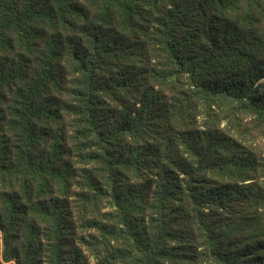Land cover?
Returning a JSON list of instances; mask_svg holds the SVG:
<instances>
[{
    "label": "trees",
    "instance_id": "obj_1",
    "mask_svg": "<svg viewBox=\"0 0 264 264\" xmlns=\"http://www.w3.org/2000/svg\"><path fill=\"white\" fill-rule=\"evenodd\" d=\"M0 264H264V0H0Z\"/></svg>",
    "mask_w": 264,
    "mask_h": 264
}]
</instances>
